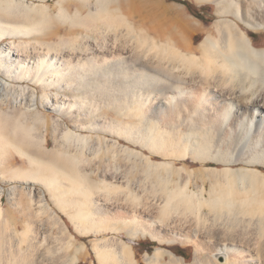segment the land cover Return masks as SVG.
<instances>
[{
  "label": "bare ground",
  "instance_id": "6f19581e",
  "mask_svg": "<svg viewBox=\"0 0 264 264\" xmlns=\"http://www.w3.org/2000/svg\"><path fill=\"white\" fill-rule=\"evenodd\" d=\"M46 1L0 0V44L19 40L0 47V72L36 86L0 79V264H81L90 252L58 211L81 235H103L93 241L99 264H141L140 236L192 245L193 264H264V0H196L216 7L208 26L163 0H57L56 13ZM55 19L123 26L128 40L106 28L101 40L47 41ZM81 113L95 121H68ZM10 148L31 167L14 168ZM86 149L143 166L141 190L115 172L92 179ZM187 157L222 168L177 165ZM122 230L131 243L104 234ZM163 247L149 264H185Z\"/></svg>",
  "mask_w": 264,
  "mask_h": 264
},
{
  "label": "rangeland",
  "instance_id": "374dc122",
  "mask_svg": "<svg viewBox=\"0 0 264 264\" xmlns=\"http://www.w3.org/2000/svg\"><path fill=\"white\" fill-rule=\"evenodd\" d=\"M35 1L36 2H39L40 0H35ZM56 1L57 0H47L46 2H44V3H47V4H53L52 5V9H51V12L52 13H56L57 12V7H56V5H54ZM163 1L166 4H181V5H183L184 8H185V15L186 16L192 15L193 13L194 14H198V15H200L202 17L200 19H202V21L205 23L206 26H208L209 24H211V22L215 19V16H216L215 15V10H216L215 5L212 4L210 6H207L208 4H211V3H207L205 5H201V4L197 3L196 0H163ZM75 7H76V4L74 3L72 9L74 10ZM199 7H201V9L205 13H203V11L201 9H199ZM89 10L90 9H88V8H85L84 9V11L86 13L89 12ZM199 11H201L202 14H199ZM53 22H54V25H53ZM53 22L50 23L48 21V22L45 23L46 29L44 31L45 32L47 31V32L46 33L43 32V34L45 33L44 36L42 34V36L47 41H52V42H58V41H60V39H61L62 36L66 37V39H68L67 37H69V40H72L73 38L75 39V36L77 37L78 34L87 36L86 39L101 40L100 39V34H102L101 35V38L103 39V37H104L103 35H104L105 32H102L101 33V32H99V30L101 31V30L106 29V28H108L110 30V28H109L110 25H105L104 24V26H102L103 25V22L100 21V20H98V21L97 20L96 21L95 20H92V21L88 22L89 25H87L88 23L86 25L83 24L85 27L83 25H80L79 26V24H78V26L77 25L76 26L73 25V26H75V27H73L69 23H64V22H61V21L59 22V20H57V19L53 20ZM97 27H99L98 30H97ZM101 27H102V29H101ZM119 27H118V30L117 29H115L114 31L113 30H110V31L107 30V32L105 34H108V35L111 34V35H113L116 32V35H118V38L120 37L119 40L124 41L125 37H126V40H128L127 31L125 30V27H123V26H121L120 28ZM47 29H49V30H47ZM69 29H71V30H69ZM73 29H75V30H73ZM51 30H52V32H51ZM112 31L114 33H112ZM255 37H256V39H255L256 44L257 45H260L261 47H264V32L256 33L255 34ZM10 41H15L16 44H17L19 40H18V38H15L12 35H7L5 37V39L2 40V42L0 44V47L4 46L6 43H8ZM197 41L195 42V44H197ZM2 74H3V72H0V79H6L10 83L13 82L11 84H13L14 87L16 85L17 86L20 85V86L36 87L34 84H32L31 82L29 83L26 80H22V81H18V82H17V80H15V82H14L13 79L7 78V77L5 78L4 74L3 75ZM37 89L39 91L43 90L40 87H37ZM59 91L60 92H58V88L57 87L56 88L53 87L51 92H53V93L54 92H56V93L58 92L61 96L64 95V96H67V97L68 96L72 97L73 91H71L70 89H63V90H60L59 89ZM62 91H64V92H62ZM7 92L8 93H11V90H5V93H7ZM10 99H12V97ZM10 106H12V105H10ZM11 109H12V107H10V109H7V110L11 111V112H7V110L4 108V114H5V112H7V113H13ZM41 111L43 113H45V114H48L47 116H49L52 119L57 117V114L54 111L47 110V109H43V108H42ZM107 114H108L107 116H109V117H116V114L113 113V111H107ZM79 115L77 117L75 116L72 119H70V118H67V119H69L68 121L71 124L77 123V124H86V125H88L89 123H93V121H95V119L93 117L91 118V116L88 117L86 115L87 116L86 117L85 116V113H81ZM82 116H83V118H82ZM75 118H77V119H75ZM78 119H81V120H79V123L78 122H75ZM82 120H83V122L80 123V121H82ZM82 131H83V134H89L90 133V134L97 135V133H91L90 131H88L86 129H83ZM53 142H54L53 139H50L49 140V148H52L53 147V145H54ZM122 142L125 143V144H129V143L125 142V141H122ZM129 145L132 146V147H134V148H136V149L142 150L146 154L152 155L153 156V160H155V161H162L163 160V158L161 156L156 155L154 153H151L147 149H142L139 145H133V144H129ZM9 151L11 152V155L13 157H11L10 155H8L7 157L10 156L12 158L10 160H12L13 165H14V168L21 167V166L31 167L29 161H27V158L26 157L19 156L17 154V151L15 149L13 150L12 148H10ZM108 154H107V151H102L101 153H98L97 154V153H95L94 151H92L90 149H86V151L84 152V155L87 156L88 158L86 157L87 159H86L85 162L87 164H89V165L86 164L88 169H90V167H91V169L88 170L89 172H91V175H90L91 178L94 179V180H96V181H98L101 178H103V175L115 174L116 173V174L122 176L124 178L125 182H129L127 184L125 183V185L130 184L129 186H134V187H130L131 189L133 188L136 191H140L141 188H142V186H143V184H144V180H145L144 179L145 178V172H144L145 168L143 166H141V165L140 166L138 165V166H136L137 168L134 169L135 166L131 162H128V164L126 166V161L121 156H119L117 158L118 160L116 159L115 160V163H114V158H113L114 157V154H113V156H110V155H112V153H108ZM107 155L109 157H107ZM118 164H119V167H117ZM130 164L133 167H130ZM177 165L178 166L186 165L189 170L198 169V168H205V167H208V166L209 167L210 166H214L216 168H222V165H218V164L213 163V162H208L206 165H203V164H201L198 161H194L191 157H187L186 159L177 160ZM115 166H116L117 169H115ZM120 166H121V168H120ZM260 168H262L264 170V167H260ZM94 170H97V171L94 172ZM105 170H107V171H105ZM112 170H113V172H112ZM114 170H116V171H114ZM125 176L126 177H130L132 180L130 178L127 179ZM126 180H128V181H126ZM130 181H132V183ZM152 182H153L152 180L151 181L148 180V183H152ZM155 184H156V182H153L152 183V185H155ZM19 185H20L19 182H17V183L16 182H12V183H10V184H8V185L5 186L6 191H7V193H6L7 195L4 196V204H5V207L6 208L9 207L12 204L11 201L9 200L8 191H10L11 186L12 187H14V186H17L18 187ZM138 187H141V188H138ZM137 188H138V190H137ZM26 199H28V196L26 197ZM110 211H111L112 214H115V211L113 209L110 208ZM58 212H59L60 216L62 217V220H64L66 222V224L69 226L70 232L77 237V244L78 245L85 244L86 248L90 252V255L87 258H85L84 260H82L81 261V264H99L98 263V260L96 258V255L94 253V250H93V241L95 239H98L99 237H102L103 235H100V234H97V233H89L86 236L85 235H81L80 233H78L76 231V229L74 228V225L72 224V222L70 221V219L68 218V216L65 215V214H63V213H61L60 211H58ZM104 234L105 235H109V236H116L118 238H122L127 243H131L132 242V239L129 237V235L124 230H122L121 232H116V233H115V231L114 232L113 231H107ZM132 245H133V247H134V249L136 251L137 259L141 261V264H147L148 263V259L152 255H154V253H155V251L157 249V246H162V247L165 246V247H163L164 249L169 250V251H172L178 257H181L185 261V264H193V261L195 260L194 259V257H195V249H194V247L192 245H190V246H184L181 243H177L175 245H170V244L160 245L157 241L152 240L150 237L143 238L142 236H140L136 240H133Z\"/></svg>",
  "mask_w": 264,
  "mask_h": 264
},
{
  "label": "trees",
  "instance_id": "16d2710c",
  "mask_svg": "<svg viewBox=\"0 0 264 264\" xmlns=\"http://www.w3.org/2000/svg\"><path fill=\"white\" fill-rule=\"evenodd\" d=\"M194 14V13H193ZM199 14H201V11H199ZM196 15H198V14H196ZM198 16H200V15H198ZM201 17V16H200Z\"/></svg>",
  "mask_w": 264,
  "mask_h": 264
}]
</instances>
